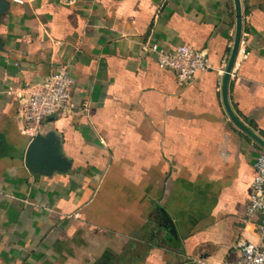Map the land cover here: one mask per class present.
<instances>
[{
	"label": "crops",
	"instance_id": "1",
	"mask_svg": "<svg viewBox=\"0 0 264 264\" xmlns=\"http://www.w3.org/2000/svg\"><path fill=\"white\" fill-rule=\"evenodd\" d=\"M0 15V264H237L264 150L226 114L221 82L233 0H3ZM228 81L236 117L264 139V0H240ZM188 45L210 69L188 85L144 45ZM67 65L76 114L47 119L71 170L24 164L17 116L30 88ZM163 208L178 238L166 241Z\"/></svg>",
	"mask_w": 264,
	"mask_h": 264
},
{
	"label": "built area",
	"instance_id": "2",
	"mask_svg": "<svg viewBox=\"0 0 264 264\" xmlns=\"http://www.w3.org/2000/svg\"><path fill=\"white\" fill-rule=\"evenodd\" d=\"M144 50L155 56L157 65L171 70L181 85L192 83L197 74L210 69L207 54L188 45L172 49L160 48L157 43H147ZM73 79L67 65H59L53 72L30 88L21 99L18 122L21 131L32 139L43 123L53 116H69L83 109L71 94ZM255 177L250 185L247 215L257 216L255 241L241 240L237 243V264H264V152L254 160Z\"/></svg>",
	"mask_w": 264,
	"mask_h": 264
},
{
	"label": "water",
	"instance_id": "3",
	"mask_svg": "<svg viewBox=\"0 0 264 264\" xmlns=\"http://www.w3.org/2000/svg\"><path fill=\"white\" fill-rule=\"evenodd\" d=\"M234 14H235V31L232 48L225 67V71L221 82V97L224 110L230 120L238 127L243 133L250 137L258 146L264 150V139L258 136L254 131L242 123L232 111L228 102V81L238 50L240 47L242 35V8L240 0H233ZM6 6L3 0H0V15L5 10ZM25 166L35 174H42L51 176L53 173H68L71 170V162L64 155L60 139L54 132L38 133L35 135L27 145L24 154ZM161 214V226L166 231V241L175 245L178 242L174 224L163 208H159Z\"/></svg>",
	"mask_w": 264,
	"mask_h": 264
}]
</instances>
